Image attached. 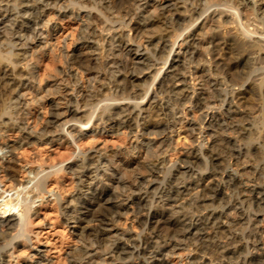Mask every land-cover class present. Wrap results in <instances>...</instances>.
Returning a JSON list of instances; mask_svg holds the SVG:
<instances>
[{"label": "bare ground", "instance_id": "bare-ground-1", "mask_svg": "<svg viewBox=\"0 0 264 264\" xmlns=\"http://www.w3.org/2000/svg\"><path fill=\"white\" fill-rule=\"evenodd\" d=\"M61 15L80 27L56 49ZM47 50L60 63L49 76ZM263 99L264 0H0V136L21 134L0 149L78 148L46 166L38 148L26 181L15 158L0 165V264L50 263L29 237L47 193L75 235L46 239L64 255L52 264H169L180 246L183 264H264ZM109 131L133 140L85 146ZM182 139L184 154L168 157ZM59 171L72 190L53 191Z\"/></svg>", "mask_w": 264, "mask_h": 264}, {"label": "rangeland", "instance_id": "rangeland-1", "mask_svg": "<svg viewBox=\"0 0 264 264\" xmlns=\"http://www.w3.org/2000/svg\"><path fill=\"white\" fill-rule=\"evenodd\" d=\"M213 8H215V7H212V8L210 7L208 9V12L211 11ZM61 16L63 19L62 22H59V18H55V20H53V21L57 22L58 23L57 25L62 28V33L67 36V39L63 40L61 38L60 39V41H61L60 45L56 44V49L60 48L62 46L64 47L65 43L70 41V37L72 36V34L76 36V34L78 33V29L80 27V20L79 19H75L73 17L69 18V16H67V15L66 16L61 15ZM253 16H254V13L252 10H247L245 12V15H244V17L248 18L250 21L253 20ZM202 19H203V17L201 18V20ZM53 21L51 23H53ZM252 27H253V25H250V28H252ZM53 42L59 43L58 41H56L55 38L53 39ZM45 52L46 53L43 55L39 54V53L37 54L39 56V60L41 62L40 63V67H41L40 73L46 74V76H49V74L53 75V74H55L56 70L59 68L60 63L59 62H53L51 60V53L48 50ZM241 70H243V68L239 67L236 70V73L237 72L239 73ZM60 87H61L60 91L64 92V88H63L62 84H60ZM195 87L198 89V85H196ZM262 102H263L262 105L264 106V99ZM254 105L257 107H260V101H255ZM61 106H63V104H61ZM258 110H259V112H258ZM259 113H260V108L256 110L255 114H259ZM42 115L44 116V114H42ZM188 118H194V114L190 110H189ZM188 118H186V119H188ZM37 122H38V119L35 118V116L33 115V117L29 121V125L34 126V125H36ZM178 127H180L179 132L183 133L184 128L182 127V125H179ZM3 134H4L3 136H0V144H4V143L5 144H7V143L11 144V143L19 141L21 139V136H20L21 134L17 131L5 132ZM90 136H91V132H88L87 136L85 137V140H83V141L87 142L86 140H89L91 138ZM96 136H97V138L90 141L89 144L86 143L85 146L86 147L87 146L100 147L102 151L107 152V153L116 151L118 149V147L125 146L129 143V141L133 140V138L132 139H129V137L126 138L124 136V134L121 133V131L119 134L118 133L116 134V133L109 131V132H106L104 134H98ZM147 138L148 139H154V140L158 139L157 137H155L153 135H147V136L141 137L140 139H147ZM190 139L192 140L193 138H190ZM183 143H185V145H187L184 139L180 140V143L174 142L172 144V149L170 151H168V153H167L168 157H171V156L175 157L178 155L181 156L182 154H184L185 150L182 147ZM47 146L46 145L41 146L42 147V150H41L34 143H26V144L22 145V148H20V149H12V148H10V149L9 148H3L4 150L0 149V165L5 162V159L7 157L15 158L17 161V164H18L17 168L19 167V170H20L19 174L23 175L20 177L26 181L27 178H33V176H34L33 172L32 171L30 172V169L35 170V168L37 169V167H39L38 166L39 164L37 163V161L33 162V160L38 158V156L41 154V151H42V153L45 154V155L43 154L44 158L42 160V162L46 161L44 163V165L47 162H52V160L58 162L59 160H56V159H58L60 157L62 158V159L60 158V160H65V159L67 160V161L66 160L64 161V164H66L73 159L71 157L70 158L71 160H69V156L74 157L78 152V148L72 144L71 145L70 144L69 145H66V144L62 145L59 143H52L50 145L48 144ZM73 147L76 149H74ZM38 148L41 151L38 150ZM22 150L23 151L26 150V151L23 152ZM22 152L24 153V155ZM68 152L71 153L72 155L67 154ZM64 153H65V155H64ZM254 153L257 154L256 152H254ZM21 155H23V157ZM25 155H26V158L28 157V159L32 158L31 159L32 162L27 163V161H25V158H24ZM29 156H30V158H29ZM35 156H37V157H35ZM131 156L133 158L140 159V161H142V162L148 161V159L146 157L141 156V153H139V152L132 153ZM21 157L23 159H21ZM23 160H24V162H23ZM21 171H23V172H21ZM57 174H58L56 177L57 179H55L56 184H54L53 191H59V190L62 191V189H64V188H67V189L69 188L70 190H72V186H73L72 184L73 183L70 182L68 175L66 173H60V171ZM34 181H35V179L34 180L32 179L31 181H29L28 185L31 186ZM0 186L3 187V183H0ZM49 196H50V194H48V193L43 198L41 196H39L35 199V202L32 203V212L33 213L35 212V214L33 215V218H35V219H34V223L30 225L32 231L29 233V237H32V239H31L32 247H36V246L41 247L42 253L48 255L49 259L51 260V261L49 260L50 261L49 264H52L53 262L61 261V259H63L64 255L62 254V252L60 253L57 251L58 248L57 249L55 248L56 250L53 248L50 252L48 244H45L46 239H48L49 241L55 242L56 246H62L63 245L62 242L64 240H65L64 243H66V245H73L75 235L70 231L69 227H65V225L63 224V221L61 220L60 217H58L54 212H51L52 211V203L50 206L47 203L53 199V195H51L50 197ZM38 200L41 202H39ZM47 212L49 213L48 215H46ZM0 216H1V214H0ZM37 216H39V218ZM124 222H126L127 225H130V219L125 221L124 218L119 221V225H121V223L123 225ZM261 225H262L261 230L263 231L264 230V222L261 223ZM37 236H38V238H37ZM20 239L21 238H19L18 240H20ZM38 239H41V242H38ZM42 240H43V242H42ZM185 249H186V247H184V246H182V247L180 246V247L176 248L174 250L175 252L171 253L172 255H170V263L169 264H183L184 258L186 256L185 253L187 252V249L186 250ZM27 250L29 251L28 248H27ZM27 250L23 246L19 247V252H22L23 254H25L27 252ZM19 252H17L16 254H18ZM58 254H59V257L57 256ZM56 256L58 258L61 257V259H58ZM55 259H58V260H55ZM15 260H17V259H14V261Z\"/></svg>", "mask_w": 264, "mask_h": 264}]
</instances>
